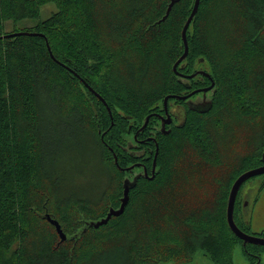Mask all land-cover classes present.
Instances as JSON below:
<instances>
[{"label":"trees","instance_id":"obj_1","mask_svg":"<svg viewBox=\"0 0 264 264\" xmlns=\"http://www.w3.org/2000/svg\"><path fill=\"white\" fill-rule=\"evenodd\" d=\"M49 1L55 2L57 11L40 19V7ZM243 1H199L186 31L185 61L191 68L203 65L215 80L210 108L188 107L168 133H162L157 118L151 116L139 136L153 130L159 144L154 177L137 178L122 214L97 228L81 230L86 221L98 220L110 207L120 205L122 179L134 171L121 167L141 160L126 148L134 130L147 114L162 112L165 95L185 92L172 65L183 52L181 29L194 0L175 2L160 22L169 0H0V36L43 33L54 57L98 92L113 116L110 126L106 106L77 75L50 57L43 36L0 38V264H36L25 260L24 246L37 224L34 219L46 220V201L53 197L43 189L40 174L44 170L46 178L51 176L50 149L58 128L38 127L48 88L60 98L63 92L68 101L66 90L76 92L75 106H82L83 112L74 111L72 116L97 134L98 144L87 130L103 163L97 179L108 181L112 188L111 193L98 188L104 199L98 200L99 213L81 216L73 233L63 225L64 218L60 224L64 241L46 220V232L53 239L46 255L50 264L53 260L59 264L188 261L198 251L216 263L232 264L220 260L231 256L238 239L226 220L229 185L264 159V6L247 7ZM220 133L226 149L220 148ZM151 147L145 160L148 168L154 144ZM238 149L247 154H236ZM85 203L80 206L84 210L95 208L94 200L92 207ZM40 230H34L36 246L49 241ZM36 249L40 247H35L34 257L45 264Z\"/></svg>","mask_w":264,"mask_h":264},{"label":"rangeland","instance_id":"obj_2","mask_svg":"<svg viewBox=\"0 0 264 264\" xmlns=\"http://www.w3.org/2000/svg\"><path fill=\"white\" fill-rule=\"evenodd\" d=\"M55 11H57L55 2H46L40 7L39 18L45 19ZM34 21H27V23L30 24ZM66 91L69 92L71 98L70 101L64 97L63 92L62 98H60L56 92L51 88H48L45 94V96L47 95V98L40 104L42 112L39 113L40 121L38 127L43 128L47 124L58 126L57 130L54 132V145L50 149V156L53 158L51 164V176L46 178L44 170H40V174L41 176H44V180L41 182L43 189L48 194L53 195V197L50 196V199L46 201V213H50V215L57 220L59 218L60 224L63 223V220L66 217L67 222L65 224L63 223V225L69 229L71 227V233H73L79 225L78 221L80 222L81 216L89 218L99 213L101 207L98 200L101 199V202L104 200L99 198L100 194L99 196L97 194L99 189L111 193L112 188L107 186L108 181L106 183L101 181L102 178L100 180L97 179L98 172L102 173L103 169L101 165L103 163L97 154L99 152V147L97 145L99 142L98 136L95 131L82 122L81 119L80 121H76V117L72 116L74 111H78V114H81L83 112V107L75 106V101L78 102V100L76 99V92L74 90ZM45 96H43V98ZM49 108H52L53 110L48 111ZM82 116L85 119L87 118L86 114H82ZM61 126H65L66 129H61ZM87 130H89L91 134L92 132L95 134L97 144L92 137L93 135L89 136L90 132H87ZM220 134L221 135L218 137L221 145L220 148L226 149L227 144L222 140L224 135H222V133ZM238 151L241 152L236 154L246 153L245 149H238ZM103 175H101V177H103ZM109 176L112 177L111 174ZM261 177L262 176H255V178L251 177L242 186V189H246L249 193L247 217L253 229H264V187L261 186ZM113 197H115V193H113ZM91 200H94L95 208H91L90 211H88L84 210V207H80L84 206V204H86L85 202H89L87 204L92 207L93 203H91ZM44 214H42L40 218H43ZM34 220L37 224H33V227L31 228L32 233L25 243L24 258L25 260H36V264H42L36 257H34L35 247H40V249H36V252L39 255V260H44L45 264H50L51 262L46 260V255H48L49 250H51L50 246L53 239L52 237L50 239L49 233L46 232V220L44 219L43 222L38 219ZM129 220H131L130 216ZM68 222L72 225H66L69 224ZM38 227L42 229L40 230L41 232H44L43 238H46L49 241L45 240L44 243H40L39 241L36 246V238L33 234L34 230ZM115 233L111 234L114 236ZM71 243L73 244L74 242L72 241ZM230 257L231 259H234L231 260L232 264H249L248 260H238L243 257L239 244H234ZM75 261L76 260H65L64 264H75ZM170 261L177 264L183 262H186V264H220L212 261L201 251L196 252L188 261L185 259ZM85 262L86 260L77 264H88L91 260ZM52 263L59 264V260H53ZM260 264H264V260H261Z\"/></svg>","mask_w":264,"mask_h":264},{"label":"flooded vegetation","instance_id":"obj_3","mask_svg":"<svg viewBox=\"0 0 264 264\" xmlns=\"http://www.w3.org/2000/svg\"><path fill=\"white\" fill-rule=\"evenodd\" d=\"M243 4L247 7L256 6L258 4H261L264 6V0H245V1H243ZM261 20H263V19H261ZM187 54H188V52H187ZM185 58H184V61H182V62H184V63H182V65H180L181 63H179L177 65V67L180 65L181 70L177 69V71L180 74H177L174 72L176 75H178L181 78L182 83L185 86V92L182 94H175V93H172V94H174V95H186V94H188L194 90L203 89L204 87L209 86L211 84V81H213L214 84L210 89L206 90L205 92H203L202 90H199V91L189 95L188 97H186L184 99H177L174 97H170L166 103V108H167L168 115L170 116V119H169L170 121L168 123L164 124V128H162V118H161V116L163 118L166 117L163 101H162V112L154 111V112L149 113L150 117L155 116L157 118V122H158L157 128L162 133H168L169 130L171 129L170 127L172 125H176L177 123H179L181 114L184 113L185 109H187L188 107H191V108L197 107L200 109L203 108L207 104V102L209 100V94L211 93V91L214 89V86H215V80L211 76L210 72H208L203 65H196L194 68H191L188 65L187 61H185ZM203 72L208 73V75H205ZM204 94H205V96L203 97ZM170 99H174L176 101H174V100L170 101ZM149 114H147V115H149ZM150 117H149V119H150ZM149 119H148V121H149ZM148 121H147L146 125L143 128H141L143 125V122H144V120H143L142 124L134 130L133 134L131 135L130 140H128L127 144H126L127 149H129L131 152H133V153H135L141 157V160L130 164V165L138 164V166L135 165L131 169H128V171H129V170H132L134 168V171L131 174H129L131 176V177H129V179H132L134 177V175H136V174L143 175L144 168H146L148 176H151V174H152V164H153L154 154L156 151V145H157V150L159 152V144L157 142V139H156V136H155L153 130H151V131L148 130V131H150V133H148L145 136H139V134L147 126ZM151 144H154V151H153L152 162L148 168L145 160H148L150 154L152 153ZM113 153L114 152H112V154ZM157 155H158V153H157ZM157 155L155 157V166H156ZM116 157H117V155H116ZM262 164H263V160L260 164L253 166L251 168L258 167ZM130 165H128V166H130ZM128 166H126V167H128ZM121 168H125V167H121ZM251 168H249V169H251ZM123 170L127 171L126 169H123ZM154 171H155V167H154ZM263 174L255 175V176H262L261 177L262 178L261 179V186L262 187H264V176H263ZM255 176H252V178H255ZM153 177H154V175H153ZM152 178H150V179H152ZM247 180H249V178L241 183V185H240V187L236 193V198H235V203H234V215H233L234 221H235L236 225L238 226V228L243 233L264 238V229H253L252 225L250 224L249 219L247 217V215H248L247 205H248L249 193H248V191H246V189H242V186L245 184V182ZM233 181H234V179L232 180V183H233ZM232 183H231V185H232ZM231 185L229 186L228 194H229V190H230ZM228 194H227V198H228ZM128 195H129V193H128ZM234 235L238 238L235 244H239L241 251H242V254H243V257H241L238 260H248L249 264H260L261 260H264V244L253 243V242H249V241H246L244 243L243 239L239 238L236 234H234ZM73 236L71 237L72 241L74 242L72 245H74L76 243V240ZM220 260H234V259L233 258L231 259V257H227V258H222ZM107 261H110V264H177V263H174L170 260L159 261L157 263L155 262L156 260H104L100 264H108ZM178 264H186V262L178 263Z\"/></svg>","mask_w":264,"mask_h":264},{"label":"water","instance_id":"obj_4","mask_svg":"<svg viewBox=\"0 0 264 264\" xmlns=\"http://www.w3.org/2000/svg\"><path fill=\"white\" fill-rule=\"evenodd\" d=\"M179 0H169V3L167 5V8L165 10V14L158 20V22L160 21H163L167 15L169 14L173 4L175 2H177ZM199 1L200 0H194L193 2V6H192V9H191V12L189 14V16L187 17L182 29H181V39H182V43H183V52L182 54L176 59V61L173 63L172 65V69L175 73L177 74H180L178 71H177V65L182 61L184 60V58L186 57L187 55V52H188V43H187V37H186V31H187V28L191 22V20L193 19L197 9H198V5H199ZM16 35H39V36H43L45 38V42H46V46H47V50L49 52V55L50 57L56 61L57 63L61 64L62 66L66 67L67 69H69L72 73H74L75 75H77V73H75L72 69H70L68 66H66L64 63H62L61 61L57 60L51 49H50V46H49V43L46 39V37L44 36L43 33H40V32H31V31H17V32H13V33H9V34H4L2 36H0V38H3V37H11V36H16ZM204 73V72H203ZM205 75H208V73H204ZM77 77H79V79L84 83V85L95 95L97 96V98L99 100H101V102H103V104L106 106L107 110H108V113H109V117H110V120H111V123L110 125L113 124V116H112V113H111V109L110 107L108 106L107 102L105 101V99L98 93L96 92L82 77H80L79 75H77ZM214 82L211 81V84L207 87H204L203 89H198V90H194L186 95H174V94H168L166 96H164L163 98V105H164V110H165V114H166V117L162 118V128H164V124L165 123H168L170 120V116L168 115V112H167V108H166V103H167V100L170 98V97H174V98H177V99H184L186 97H188L189 95L199 91V90H202L203 92H205L206 90L210 89L212 86H213ZM205 96V94L203 95V97ZM211 106V102L210 100H208L207 104L203 107V108H197V107H192L196 110H199V111H206L207 109H209ZM150 117V114L147 115L144 119V122H143V125L141 128H143L148 119ZM101 139H103V133L101 134ZM109 149L112 151V148L109 147ZM113 152V151H112ZM158 153V150H157V145H156V151H155V154H154V159H153V164H152V174L151 176H148L147 175V171H146V168H144V172H143V175L148 177V178H152L153 175H154V167H155V157ZM113 159H114V163L118 165V161H117V157L116 155L113 153ZM263 160V164L258 166V167H255V168H251V169H247L243 172H241L236 178L235 180L233 181L231 187H230V190H229V194H228V198H227V203H226V211H227V215H226V220H227V224L229 226V228L231 229V231L236 234L239 238L243 239L244 243L246 241H249V242H253V243H259V244H264V238L263 237H257V236H253V235H248V234H245L243 233L239 228L238 226L236 225L235 221H234V218H233V214H232V210H233V207H234V202H235V198H236V193H237V190L239 189L241 183L243 181H245L246 179L252 177V176H255V175H258V174H262L264 173V159ZM138 164H133V165H130L128 167H125V168H121V169H131L133 166H135ZM140 176V174H136L134 175V177L132 179H129V178H124L123 179V182H122V187H123V190H122V196L120 197V205L117 207V208H113V207H110L109 210L107 211L106 215L98 220H91V221H86L83 228L81 230H84L87 226H92V227H99L100 225H103V224H106L107 221L112 217V216H119L120 214L123 213L124 211V208L126 206V204L128 203V200H129V189L131 187H133L136 183V180L137 178ZM45 218L46 220L52 224L54 227H55V230L59 236V239L60 241H64L66 239V234L65 232L62 230L61 228V225L60 223L58 222L57 219L53 218L49 213H45Z\"/></svg>","mask_w":264,"mask_h":264},{"label":"bare ground","instance_id":"obj_5","mask_svg":"<svg viewBox=\"0 0 264 264\" xmlns=\"http://www.w3.org/2000/svg\"><path fill=\"white\" fill-rule=\"evenodd\" d=\"M263 174V173H262ZM260 175V174H259ZM235 203V202H234ZM232 214L234 215V207H233V210H232ZM226 215H227V211H226ZM234 218V216H233Z\"/></svg>","mask_w":264,"mask_h":264}]
</instances>
